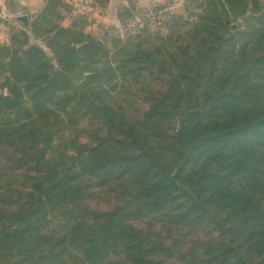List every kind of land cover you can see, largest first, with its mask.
Listing matches in <instances>:
<instances>
[{
	"label": "trees",
	"instance_id": "16d2710c",
	"mask_svg": "<svg viewBox=\"0 0 264 264\" xmlns=\"http://www.w3.org/2000/svg\"><path fill=\"white\" fill-rule=\"evenodd\" d=\"M125 2L0 43V264H264V0Z\"/></svg>",
	"mask_w": 264,
	"mask_h": 264
},
{
	"label": "crops",
	"instance_id": "0c3cea01",
	"mask_svg": "<svg viewBox=\"0 0 264 264\" xmlns=\"http://www.w3.org/2000/svg\"><path fill=\"white\" fill-rule=\"evenodd\" d=\"M66 1L70 2L74 6L75 13L85 14L89 17L93 16L96 18L100 17V15H104L107 17L103 18L104 22L112 23L115 27H119V23L116 18V11L120 6L126 4L125 0H111L106 9H99L94 5L93 0ZM170 1L178 6L182 0ZM79 2L82 3L80 8ZM167 2H169V0H137V3L140 6H150L154 3ZM42 3L43 0H0V43L7 42L11 35L20 30L23 27L19 24L20 18L21 20L28 18L42 6ZM88 13H91L92 16ZM97 13H100L99 16L96 15ZM67 22L69 24V21Z\"/></svg>",
	"mask_w": 264,
	"mask_h": 264
},
{
	"label": "rangeland",
	"instance_id": "374dc122",
	"mask_svg": "<svg viewBox=\"0 0 264 264\" xmlns=\"http://www.w3.org/2000/svg\"><path fill=\"white\" fill-rule=\"evenodd\" d=\"M117 2V1H115ZM182 3V1H181ZM181 3L177 6L174 3H172L170 0L169 2L165 3L166 5H172L174 11L178 10L181 5ZM85 4V3H84ZM164 4V3H161ZM79 8L81 7L82 3L79 2ZM82 10V9H81ZM84 12V11H83ZM89 15H91V13H88ZM100 13H97L96 15L99 16ZM92 16V15H91ZM106 16L104 15H100V17L96 18V17H90L91 19L88 18V22L91 21L90 25L87 27V31L99 36L101 33H103L104 31H106L107 28H115L118 30L119 33H121V28L120 27H115L114 25H112V23H105L103 18H105ZM107 18V17H106ZM66 25H68V22H65Z\"/></svg>",
	"mask_w": 264,
	"mask_h": 264
},
{
	"label": "water",
	"instance_id": "95a60500",
	"mask_svg": "<svg viewBox=\"0 0 264 264\" xmlns=\"http://www.w3.org/2000/svg\"><path fill=\"white\" fill-rule=\"evenodd\" d=\"M23 20H24V19L21 20V18H20V20H19V24L24 25V21H23Z\"/></svg>",
	"mask_w": 264,
	"mask_h": 264
}]
</instances>
